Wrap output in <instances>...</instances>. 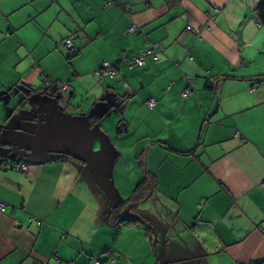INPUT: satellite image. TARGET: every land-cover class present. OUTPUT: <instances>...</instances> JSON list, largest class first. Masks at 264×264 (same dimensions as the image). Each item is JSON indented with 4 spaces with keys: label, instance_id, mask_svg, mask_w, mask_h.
Masks as SVG:
<instances>
[{
    "label": "crops",
    "instance_id": "0c3cea01",
    "mask_svg": "<svg viewBox=\"0 0 264 264\" xmlns=\"http://www.w3.org/2000/svg\"><path fill=\"white\" fill-rule=\"evenodd\" d=\"M262 1L0 0V264H264Z\"/></svg>",
    "mask_w": 264,
    "mask_h": 264
},
{
    "label": "trees",
    "instance_id": "16d2710c",
    "mask_svg": "<svg viewBox=\"0 0 264 264\" xmlns=\"http://www.w3.org/2000/svg\"><path fill=\"white\" fill-rule=\"evenodd\" d=\"M164 1H165L166 6L170 9L178 7L182 2V0H164ZM255 14H256V19H257L258 24L264 28V0L256 7ZM72 48L70 50H72ZM1 158H2V162L10 160L9 156H2ZM72 158H74V156L70 154L58 155V160H62V161L70 160ZM16 164L17 163H15V165ZM149 180H150L149 177L146 176L142 181L138 183V185L136 186V188L134 189L130 197L120 207H116L113 209V210L116 209L114 213L124 212L125 214H132L133 216L127 217L121 223L118 222L119 220H116L115 223H112L111 222L112 220L110 221V216H109L108 217L109 224L111 225L116 224L118 226H130V225L141 226L148 235L150 236L154 235V231L151 227V224L137 213L138 203L140 201L148 200L152 195L151 194L153 191V187H151L152 181L151 180L149 181ZM154 238L155 237L153 236V239ZM100 262L104 264L102 261ZM110 264H116V261L114 260V262Z\"/></svg>",
    "mask_w": 264,
    "mask_h": 264
},
{
    "label": "built area",
    "instance_id": "2783aa9c",
    "mask_svg": "<svg viewBox=\"0 0 264 264\" xmlns=\"http://www.w3.org/2000/svg\"><path fill=\"white\" fill-rule=\"evenodd\" d=\"M215 11L218 12V10H215ZM133 31H135L134 27H132L128 32L130 33ZM187 31L191 32L192 34L198 33L195 30H192L190 27L187 28ZM65 44H66V47L68 49L72 48L71 40H66ZM160 52H161V47L158 44H149L141 56L132 58L131 60L127 61L126 64L129 67H142L145 64V58H151V59L156 60L158 58V55L160 54ZM187 57L190 61H195V58H194L192 51L190 49H187ZM95 75L101 76V77H103V76H115L116 73L111 68V66L108 62H103L102 68L99 71H96ZM187 81H188V85H190L191 81L189 79ZM258 88H259L258 84H254L252 86L253 91H255ZM61 89H62V91H64L65 89H67V85L66 84L62 85ZM189 94H190V92H189V90H187L182 94V97L187 98L189 96ZM155 105H156V102L153 99H151L147 102V106L150 109H153L155 107ZM236 136L240 137L238 134H236ZM14 169H16L18 171L25 172L27 167L23 162H19L14 166ZM3 207H4L3 204H0V210H2ZM108 261L110 263H113L114 259L110 258V259H108ZM96 264H102V263L100 261H97Z\"/></svg>",
    "mask_w": 264,
    "mask_h": 264
},
{
    "label": "water",
    "instance_id": "95a60500",
    "mask_svg": "<svg viewBox=\"0 0 264 264\" xmlns=\"http://www.w3.org/2000/svg\"><path fill=\"white\" fill-rule=\"evenodd\" d=\"M14 148V147H13ZM3 156H10V153H7V154H4ZM115 204V202H114ZM132 217L133 215L132 214H125L124 212H122V217L121 219L119 220V223H121L123 220H125L127 217ZM155 239V238H154Z\"/></svg>",
    "mask_w": 264,
    "mask_h": 264
},
{
    "label": "rangeland",
    "instance_id": "374dc122",
    "mask_svg": "<svg viewBox=\"0 0 264 264\" xmlns=\"http://www.w3.org/2000/svg\"><path fill=\"white\" fill-rule=\"evenodd\" d=\"M19 153L21 154L22 152H18V154H17V155H18L17 159H19V160H20V159H21V158H20V157H21V155H19ZM115 208H116V207H115Z\"/></svg>",
    "mask_w": 264,
    "mask_h": 264
}]
</instances>
